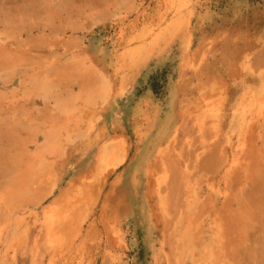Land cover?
I'll return each instance as SVG.
<instances>
[{"label": "rangeland", "instance_id": "1", "mask_svg": "<svg viewBox=\"0 0 264 264\" xmlns=\"http://www.w3.org/2000/svg\"><path fill=\"white\" fill-rule=\"evenodd\" d=\"M191 1L181 20L188 29L131 62L141 36L167 24L157 11L169 6L168 20L171 0H0V35L14 43L0 58V193L20 185L22 165L5 150L34 133L44 144L83 90L80 61L112 87L85 109L96 127L66 149L58 187L27 235L29 248L39 231L54 240L45 237L36 262L18 252L4 264H264V0ZM105 141L121 142L127 159L88 181ZM186 174L205 201L195 210ZM20 190V205L42 198Z\"/></svg>", "mask_w": 264, "mask_h": 264}, {"label": "bare ground", "instance_id": "2", "mask_svg": "<svg viewBox=\"0 0 264 264\" xmlns=\"http://www.w3.org/2000/svg\"><path fill=\"white\" fill-rule=\"evenodd\" d=\"M141 1L143 3V0ZM171 3H172L170 4L172 8L171 17L168 20H166L165 15L167 12L169 13V6L167 7L166 12L164 13L157 11L158 18L165 20V22L167 23L165 27L159 30L152 29L151 32L141 36V39H139V42L137 43L138 44L137 48H134V51L129 54L128 58H126L127 60L131 62L138 61L140 57L142 56L143 52L145 51L146 46L148 44H150L151 46H156L165 35L169 34L171 30L174 31V29H178L180 27L185 28L186 30L188 29L187 23L184 24L181 22V20L183 18L182 13L184 11H189V9L192 8V1L191 0H171ZM190 42L191 41L187 43L188 45L187 48L190 47ZM13 45L14 43H11L9 39L3 38L0 35V58H2L4 55H7L9 51H6V50L8 48H12ZM77 67H78V70H80L84 75L83 87H82L83 90L79 91V93L76 96H71V100L65 104V106L69 108V111H64L67 113L65 114L66 115L65 119L60 118V119L53 121V123H51L50 126H48L50 127L49 130H47L48 133L44 134L43 133L44 131L43 132L41 131L43 133V138L45 140L44 144L43 145L39 144V139H38L39 136L36 133H34V134H30L26 136L25 138L21 140L19 139L20 137L19 138L16 137L14 140H12L10 143V147H12L13 149V152H14L13 154L10 151L5 150V157L9 159H14V160L18 159L22 166L20 165L21 173H20V179L18 180L20 185L10 187L6 189L5 191L3 190L0 193V211H4L5 213H7L6 219H8L7 221L5 220L4 222L0 224V264H4L5 261L8 260V257L10 256V254H12V256H15V254L18 252H21L23 255H26L29 252L32 262H36V258L41 251L42 245L46 242L47 239L49 241L55 234L54 232H51V235L52 234L53 235L49 238L50 236L49 233H46L44 236L42 232L39 231L34 234L31 245H30L31 247L29 248L28 246L29 244H28L27 235L33 232L36 226V222L38 221L37 210L40 209V207L43 205L44 203L43 200L46 198V196L48 194H52L53 190H55V188L58 187V180H56L55 178V171H56L58 162L64 156L67 148H70L72 145L79 142L80 139L86 140L92 134L93 130L96 127L94 123L95 121H97L98 118L96 117L94 118V120L92 119L93 117L91 115L92 114L91 110H90L91 112L88 115V117H85L84 115L85 109L94 108V107L96 108V106L97 107L99 106V103L102 104L104 101H106L108 96L110 98V95H111L110 93H111V88H112L111 84L109 82H105L104 77L102 75L96 74L94 76L93 74H91V76H88L84 61H80ZM118 68L114 71L115 78L118 77V74L120 71V68L119 69ZM10 104H12V102ZM60 104L56 103V105H60ZM254 111H257V110H254ZM87 112L89 113V111H86V114H88ZM259 115L260 113H258L257 111V114H253L251 120L258 119ZM86 119H87V123H86V126H84L83 120L86 121ZM199 126L201 127L200 124ZM175 139H176V133L173 135L171 143L174 142ZM120 143L121 142H114L110 144V143H106L105 141V143H103V145L99 147L97 154L95 156V162L93 165L94 166L93 173H92L93 175L91 174V176L87 177L86 180H88L89 178L88 181H95L98 179L100 175H103V174L106 175L110 171L117 169L118 167L124 164V162L127 159V151L125 150V147ZM162 151L163 150H161V152ZM239 154L240 156H242L241 153ZM161 157L163 158V156ZM231 163L232 164L230 168L226 169L227 175L229 174V171L231 168H234L235 165L238 166L237 159L233 160V162ZM163 164H164V161H163ZM235 170L236 169H234L233 171L235 172ZM234 172H230V174ZM241 174L238 173L237 176H240ZM235 176H236V172H235ZM185 178H186L187 189H188L186 192L185 202L188 208H190L191 210L192 209L195 210L201 207L205 201L201 203L202 197L201 195H199V192L197 191L196 183L192 181V176L190 174H186ZM162 183H163V180L159 179L158 195L160 197L161 204L165 205L164 204L165 198L162 197V194H161L162 193V189H161ZM14 187L15 188L19 187L21 190L26 189L28 190L27 192L35 191L37 193H39L38 189H40L43 192L41 195L42 198L34 203L32 202L31 204H29L30 206H26L27 204L23 206L22 205L23 202L22 203L20 202L21 203L20 205L18 203V201L20 200L17 199L16 192H14ZM72 189H69V190H72ZM37 193L35 195H38ZM85 198L87 199L86 196ZM27 200H30V199H27ZM17 203L20 206L18 205V207L15 208V206H17L15 204ZM199 216L201 217V214ZM13 217H15V220L13 219ZM17 236L20 238V241L13 242L15 237ZM45 237L46 238L48 237V238L45 239ZM53 240H54V237H53ZM50 242L52 245L53 241L51 240ZM49 264H57L56 258L51 260Z\"/></svg>", "mask_w": 264, "mask_h": 264}]
</instances>
